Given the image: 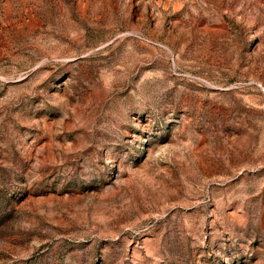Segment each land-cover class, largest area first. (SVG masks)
Segmentation results:
<instances>
[{"label": "rangeland", "instance_id": "374dc122", "mask_svg": "<svg viewBox=\"0 0 264 264\" xmlns=\"http://www.w3.org/2000/svg\"><path fill=\"white\" fill-rule=\"evenodd\" d=\"M0 264H264V0H0Z\"/></svg>", "mask_w": 264, "mask_h": 264}]
</instances>
